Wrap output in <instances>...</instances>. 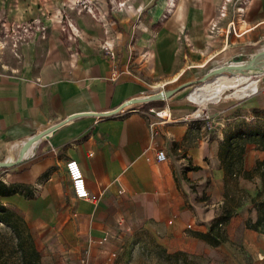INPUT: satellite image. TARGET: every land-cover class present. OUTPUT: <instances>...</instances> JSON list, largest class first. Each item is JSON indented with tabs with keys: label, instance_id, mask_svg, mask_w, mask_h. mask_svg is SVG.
<instances>
[{
	"label": "crops",
	"instance_id": "0c3cea01",
	"mask_svg": "<svg viewBox=\"0 0 264 264\" xmlns=\"http://www.w3.org/2000/svg\"><path fill=\"white\" fill-rule=\"evenodd\" d=\"M169 1L0 0V161L19 160L0 171L13 191L0 203L50 236L70 264L103 259L102 240L141 231L173 252L209 257L206 264H264V234L250 226L258 219L250 200L223 225L203 210L256 195L260 179H226L219 153L239 122L264 125V78L256 93L209 102L206 119L187 120L199 108L188 94L202 80L261 56L264 0H238L226 18L224 0H177L168 12ZM231 20L235 33L227 30ZM28 24L33 34L16 39L17 26ZM127 103L132 112L107 116ZM152 109L177 122H163ZM47 130L27 152L20 148ZM159 151L166 161H157ZM72 159L94 198L74 194L66 167ZM260 160L264 151L247 144L244 169ZM212 227L221 230L212 235L218 244L196 236Z\"/></svg>",
	"mask_w": 264,
	"mask_h": 264
},
{
	"label": "trees",
	"instance_id": "16d2710c",
	"mask_svg": "<svg viewBox=\"0 0 264 264\" xmlns=\"http://www.w3.org/2000/svg\"><path fill=\"white\" fill-rule=\"evenodd\" d=\"M247 144L256 145L257 149L264 151V125H252L239 122L236 124L234 131L226 134L224 141H222L219 153L222 167L226 173V179L234 181L239 177H243L246 180H252L255 177H258L262 182V188L255 196H250L247 193H244L241 197L239 196L238 202H236V197L233 196L231 198L232 201H230V206L225 207V203H223L221 213L214 219V221L217 225H223L224 222H227L232 217L236 207L242 200H250L258 212L256 223L250 226L264 234V160L258 161L254 170L246 171L244 169V155ZM12 192L11 187L8 188L4 186L0 181V197L9 196ZM244 196H247V199H244ZM0 223L10 231L11 236L9 237V240L12 239L16 241L12 251L17 249L20 252L22 259H26L29 251H33L32 253L36 251L34 247L35 241L32 238L28 223L17 218L13 210L3 206L1 203ZM213 234L219 238L221 235L220 228L215 231V228L212 227L210 233L200 232L196 233V236L204 241L218 244L219 242L215 240L212 236ZM28 241H30L31 245H28ZM4 246L8 248V242L5 239L0 240V258L5 256L6 248H4Z\"/></svg>",
	"mask_w": 264,
	"mask_h": 264
},
{
	"label": "rangeland",
	"instance_id": "374dc122",
	"mask_svg": "<svg viewBox=\"0 0 264 264\" xmlns=\"http://www.w3.org/2000/svg\"><path fill=\"white\" fill-rule=\"evenodd\" d=\"M237 1L238 0H234L235 3ZM235 3L232 4L230 8L236 6ZM230 12L232 11H229V14ZM257 54L260 55L264 54V42L257 49ZM259 57L260 56H258V58ZM246 61L247 60H245V62ZM213 78L214 77L210 78L209 80ZM260 78H264V74L258 77L259 80ZM232 92H234V90H227L224 97L219 99L218 101L225 100L228 102H234L238 100V99L225 98L227 94L229 93L231 94ZM246 97L247 96L240 99H244ZM197 106L199 108H196L194 113L200 110V106L198 104ZM166 114L169 115L168 112ZM241 122L252 125L256 124V123H248L246 120ZM5 159L3 161H5ZM2 170L4 169H0V171ZM2 176L3 175L0 173V180ZM194 187L195 186H193V191H195ZM261 188H262V182L260 180L259 185L256 184V193L259 190H261ZM230 194L233 195L234 192L230 191ZM244 199H247V196H244ZM208 204L211 205V203ZM8 208L14 211V214L17 218H19L22 221L24 220L22 214L18 210L12 207H8ZM253 209L255 210L258 218V212L254 208V206ZM28 225L32 233V238L35 241L34 247L36 251H34V253H32L33 251L32 252L29 251L27 253L26 259H22L20 252L17 249L12 251L16 241L12 239L9 240V237L11 236L10 231L3 224L0 223V240L5 239L8 242V248L4 246V248H6L5 256H2L0 258V264H70L71 263L70 261L64 259L56 248L52 247L53 239L50 236L40 234L33 225L30 224ZM188 230L190 231V229ZM192 236L195 237L194 235ZM27 243L28 245H31L30 241H28ZM112 244L117 252V257L115 259L114 264H206V260L209 259V257L206 259L204 255L202 256L191 255L189 252H185V251L173 252L172 250L163 247L160 243H157L156 239L145 231H141L136 235L132 234L131 237L128 238L127 240H125V238L124 239L119 238V236L116 235L112 239ZM85 261L86 259L80 261L78 264H83Z\"/></svg>",
	"mask_w": 264,
	"mask_h": 264
},
{
	"label": "built area",
	"instance_id": "2783aa9c",
	"mask_svg": "<svg viewBox=\"0 0 264 264\" xmlns=\"http://www.w3.org/2000/svg\"><path fill=\"white\" fill-rule=\"evenodd\" d=\"M77 1H79V3L81 2V4L83 3L82 0H77ZM84 1H86V2L88 1L90 3L93 2V0H84ZM176 1L177 0H170V7L168 9V12H169V10H172L175 7V2ZM237 2L235 3L234 0H224V5H222V7H221L220 16L223 17V18H226L228 16V12H229L230 7L232 6V4H234V3L237 4ZM88 11H89V9H88ZM237 11L241 12L242 8L241 7H237ZM102 22L106 23V21H102ZM34 28L35 27L32 24H28L26 26L23 25L21 27L17 26L16 29L20 30V32H18V33L14 32L16 39L22 40V39L25 38V36L32 35ZM36 28H37V30L44 31V28L43 27H39V25ZM212 29L215 31L216 25H213ZM227 30H229V31L232 30L235 33L234 21L233 20H231L228 23ZM10 33H12V32H10ZM129 106L130 105H128V103L124 104L120 108L109 112V114L107 116L121 115V114H124V112L126 110H128V112H132V110L129 109L130 108ZM150 113H152L156 117L162 119L163 122H171V123L177 122V120L172 118V116L170 114L167 115L166 114L167 112L164 111V110L152 109V110H150ZM207 117H208L207 113L203 114L200 117H194V114L191 113L189 115V117L187 118V120L192 122V121H196V120L206 119ZM246 121L248 123H254V119H246ZM222 141H224V138L221 139V142ZM144 150H145V148L143 146H141L140 151L144 152ZM166 160H167V154L164 151H159L158 154H157V161L158 162H164ZM66 167H67V172H68V175H69V177L71 179L72 188H73V191H74V194L76 195V197L79 198V199L94 198L93 196H91V194H90V192H89V190L87 188L84 172H83L82 167L79 164V162L77 160H73V159L69 160L67 162ZM189 192L191 194H195V191H193V186H190ZM222 206H223L222 202L221 203H213V204L211 203V205L210 204H205L203 206V210H206L207 212L210 211V210H213L214 219H215L221 213ZM202 225H204V223H202V222H199L197 224V226H202ZM194 227L195 226L189 225L187 228L190 229V230H193ZM99 246H100V253L103 255V259H100V258H97V257H92L91 255H88L86 261L83 264H114V261H115V259L117 257V252H116V250L113 247L112 240H109V239L102 240L99 243Z\"/></svg>",
	"mask_w": 264,
	"mask_h": 264
},
{
	"label": "bare ground",
	"instance_id": "6f19581e",
	"mask_svg": "<svg viewBox=\"0 0 264 264\" xmlns=\"http://www.w3.org/2000/svg\"><path fill=\"white\" fill-rule=\"evenodd\" d=\"M261 56H264V54ZM261 56L259 58H261ZM248 64H251V62H232V64H229L226 67V71L232 73L231 76L220 74L192 90L188 97L191 101L200 106V110L194 113V117H200L203 113H206L209 109V102H217L224 97L227 90H234V92L227 94L225 97L226 99H240L256 93L259 89L258 77L264 74V70H253L251 67H247ZM240 66L244 67V73L242 74L236 73V70ZM31 144V142L27 141L23 144L26 147L22 145L20 148L24 152H27V149ZM37 144L38 142H34V145Z\"/></svg>",
	"mask_w": 264,
	"mask_h": 264
},
{
	"label": "water",
	"instance_id": "95a60500",
	"mask_svg": "<svg viewBox=\"0 0 264 264\" xmlns=\"http://www.w3.org/2000/svg\"><path fill=\"white\" fill-rule=\"evenodd\" d=\"M247 63L248 62H251V64H248L247 67H251L253 70H257V69H261V70H264V56H261V58H258V57H255V56H251L250 58L247 59L246 61ZM243 69L244 67L243 66H240L237 70H236V73H239V74H242L244 73L243 72ZM217 73H220V74H227V75H231L232 73L231 72H227L226 69H219L217 71ZM203 83H205L206 81H208V79H204L202 80ZM175 92H177V90H174L172 91L168 96H172ZM164 94H161V95H158L156 96L154 99H160L163 97ZM165 96V95H164ZM153 99V98H151ZM151 99H144V100H141V101H144V102H148L150 101ZM139 100H136L134 101L133 103H136L138 102ZM128 105H131V103H128ZM73 118H76V117H79V116H72ZM52 130H47L45 132H42V133H39V134H35L34 136H32L31 138H29V142L31 143H34V142H39L43 137L47 136ZM17 163H19V160L17 162H14V163H7L5 161H0V169H9L11 168L12 166L16 165Z\"/></svg>",
	"mask_w": 264,
	"mask_h": 264
}]
</instances>
